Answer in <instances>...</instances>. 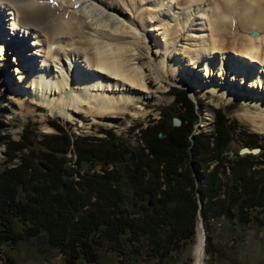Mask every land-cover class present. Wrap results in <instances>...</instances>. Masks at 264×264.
Listing matches in <instances>:
<instances>
[{
    "label": "trees",
    "instance_id": "16d2710c",
    "mask_svg": "<svg viewBox=\"0 0 264 264\" xmlns=\"http://www.w3.org/2000/svg\"><path fill=\"white\" fill-rule=\"evenodd\" d=\"M172 90L176 115L166 125L162 113L156 124L141 131L143 146H129L111 132L105 139L73 140L55 122L51 124L61 134H43L41 140L28 133L19 140L0 136L7 162L19 156L16 164L0 169V246L19 242L16 231L22 224L26 236L39 235L65 253V264L79 259L97 264L104 248L135 264L142 247L163 264L179 241L191 242L196 236L198 202L204 203L200 215L208 255L213 254L210 223L232 218L241 227L256 220L262 224L258 215L264 213V170L254 168L248 154L226 161L232 134L220 110L215 111L214 146L201 133L191 146L188 135L197 120L196 104L186 90ZM174 118L180 119L179 127L172 125ZM254 143L245 144L254 149L258 146ZM68 152L75 153L78 171L69 166ZM210 158L217 161L212 171ZM97 165L102 173L91 171ZM201 167L207 185L196 189L193 172ZM227 168L230 180L221 192L220 176ZM129 191L135 202L126 200Z\"/></svg>",
    "mask_w": 264,
    "mask_h": 264
},
{
    "label": "bare ground",
    "instance_id": "6f19581e",
    "mask_svg": "<svg viewBox=\"0 0 264 264\" xmlns=\"http://www.w3.org/2000/svg\"><path fill=\"white\" fill-rule=\"evenodd\" d=\"M67 1L74 5L80 0ZM97 1L103 3L106 9L112 8L110 0ZM114 1L116 5L113 10L120 14L126 15L129 11L137 15L132 24L138 28H135L137 31L130 25L122 27L93 6L83 8L84 14L81 15L65 11L60 6L49 3V0H0V6L7 2L6 4L15 7V16L13 15L9 29L17 34L19 27L27 34H32L33 44L36 45L37 52L41 53L42 62L40 68L33 67L24 45H21L23 41L12 38L11 43H5L4 37L12 33H0L2 86H7L14 96L46 106L51 115L57 113V116L70 120L76 113L86 111L94 118H106L113 122L119 112H128L134 116L147 112L144 105L135 104L134 100L160 103L171 98V95H162L150 89L147 82L149 78H154L161 86L165 78L163 65L169 61L170 71L178 82L187 83L190 93L205 86L227 102L239 100L243 107L239 115L247 117L253 129L264 133V68L253 72L247 69L248 62L264 66V0H209L205 5L202 0H165L160 9L165 11L164 15L172 10L173 5L181 9H189L192 5L196 7L192 11L183 10L177 16L170 12L169 16L173 19L168 26L165 25L166 19L164 22L159 20V23H144L145 19L153 20L154 16L159 15V12L155 14L157 10H141L138 8L139 4H133L134 0ZM3 13L0 9L1 24L6 22ZM196 13L199 15L197 18L194 16ZM90 14L96 22L94 30L87 20V15ZM191 17L207 20L210 38L196 33L197 30L188 32L186 37L194 36L192 40L198 42L189 48L184 44H177L176 38ZM148 25L153 27L152 30L163 29L159 42L158 38L153 39L154 51L151 52L149 44L146 45L151 30L150 27L147 28ZM195 25L200 23L196 22ZM244 30L246 34L242 35ZM252 31H257V36L252 37ZM142 47L145 55H140L139 48ZM9 51H13V60L17 62L14 66L21 80L17 86L10 85L2 71V67L8 62L6 58ZM227 52L237 54L243 63H239V59L233 62V58H226L225 55L214 61L212 54ZM146 54H150L147 56H150V60L142 62V56L145 57ZM157 58L160 59L158 65L154 63ZM196 66L202 67L206 79L195 76L193 68ZM147 67L150 72L145 69ZM230 78L232 82L228 83ZM251 87L262 94L253 91L249 93L246 89ZM161 92L166 90L162 89ZM20 102L22 103L21 99ZM16 113L23 116L21 110L17 109ZM209 121L207 113L201 120V126L207 128ZM204 236L202 228H199L194 248L197 256L195 264H205Z\"/></svg>",
    "mask_w": 264,
    "mask_h": 264
},
{
    "label": "rangeland",
    "instance_id": "374dc122",
    "mask_svg": "<svg viewBox=\"0 0 264 264\" xmlns=\"http://www.w3.org/2000/svg\"><path fill=\"white\" fill-rule=\"evenodd\" d=\"M209 0H202V4H207ZM112 3V8L106 9L103 6V3L97 0H80L76 4L74 3H68L67 0H49V3L56 4L57 7L64 9L65 11L71 12L74 11L76 13H80L81 15L84 14L82 10L85 9V7L89 8H97L101 13H104L106 16L110 17L111 19L115 20L119 24L122 25V27H126V25H130L134 27V31H137L134 24L136 21V14L129 12L128 14H120L118 11L113 10L115 9V1L110 0ZM114 2V3H113ZM165 0H134L135 5H138V8L141 10L143 8H148L150 11L157 10L155 14H159L154 16L153 20L145 19V24H153V23H159L160 21L164 22L165 25H169L171 23V19H173L172 16H169V13L171 12V15H179L181 11H192L194 8H196L194 5L191 7L189 6V9H181L177 5H173V8L170 12H166V15H164L165 11L160 10L162 3L165 4ZM1 5L0 9L5 16V27L6 29L8 27L9 34L8 36H5V43H11L12 38H18L19 35L26 36V40L20 38L23 42L21 45H24V50L26 49V53H28V57L31 58L32 62L31 64L35 68H40L42 62L41 60V53L37 52L38 49H36V45L33 44V35L27 34L23 28H19L16 30L17 34H14V31L9 29L11 20L15 16V7H13L10 4ZM118 6V5H117ZM116 6V8H117ZM132 6V5H131ZM130 7V6H129ZM84 8V9H83ZM95 8V9H96ZM119 8V6H118ZM131 8V7H130ZM15 11V12H14ZM82 12V13H81ZM85 12V11H84ZM159 12V13H158ZM87 14V13H86ZM168 14V15H167ZM14 15V16H13ZM89 19L88 22L92 24V29L94 30V27H96V22L93 19V16L90 14L87 15ZM168 16V17H167ZM199 17V15L196 13L194 15ZM163 17V19H162ZM201 17V16H200ZM156 20V21H155ZM160 20V21H159ZM151 21V22H150ZM148 22V23H147ZM173 22V20H172ZM196 22H199L200 25H195ZM175 23V22H173ZM1 24V20H0ZM4 24V23H3ZM207 20L205 19H195L192 18L189 19L187 25L184 29L179 31L177 33V44L180 46H183V44L189 48H192L194 46L195 42L194 36L186 37V34L188 32H195L198 34H202L206 38H210L209 34V28L207 27ZM150 26L148 25L147 28ZM2 28V29H1ZM146 28V29H147ZM150 36L149 40L146 43L150 47L151 50L154 51V42L155 38H162L161 32L163 29L152 30L153 27H150ZM2 27V24L0 26V33H4V30ZM138 29V28H137ZM192 29V30H191ZM38 30V29H37ZM191 30V31H189ZM92 31V30H91ZM143 31V30H142ZM93 32V31H92ZM144 32V31H143ZM147 33V32H146ZM7 35V33L5 32ZM14 34V35H13ZM148 34V33H147ZM146 34V35H147ZM246 34L245 30L241 33ZM18 35V36H17ZM155 35V36H153ZM8 38V39H7ZM187 38V39H186ZM7 39V41H6ZM142 41H145L144 39ZM152 42V44H151ZM163 42V41H162ZM24 43V44H23ZM144 42H142V45ZM151 44V45H150ZM176 44V43H175ZM14 47V46H13ZM63 47H67L64 46ZM68 48V47H67ZM140 55H145V49L139 48ZM8 57L6 58L8 62L4 64L2 67V71L6 74V78L8 80V83L12 86H17L21 83V80L19 79V75L17 74V70H15L14 64L15 62L13 60L14 53L13 51H9ZM152 54V53H151ZM209 54V53H208ZM214 53L213 59L219 60L220 57L226 58H233V62L237 61L239 59L238 55H233V53ZM150 54H146V56L143 57V61L147 62L149 61V57H147ZM225 55V56H224ZM210 56V55H208ZM2 58V55L0 54V59ZM185 63L187 61H184ZM239 63H243L238 61ZM156 65L160 64V59H156L154 61ZM201 63V62H200ZM202 64V63H201ZM200 64V65H201ZM247 69H250L251 72L254 70H259V68H264V66L259 67V63H252ZM165 66V67H164ZM55 69V66H53ZM163 67L165 68L164 72V81L162 82V85L160 86V83L158 80H155L154 78H149L148 86L150 89L154 90L155 92L171 95V98L167 101H163L160 103H154L152 101H146L142 103V101L134 100V103L144 105V108L147 110L145 114L140 115H132L128 112L126 113H118V117L114 118V121L111 122L108 119H97L94 118L90 113L86 111H82L80 114L76 113L73 119L67 120L60 116H57V113L49 114V109L46 106L36 104L35 102H30L29 99H24L23 97L14 96V94L10 91V89L7 86H2L0 81V122L3 124L0 127V136L7 135L10 139L13 140H19L23 135L25 134H31L34 135L35 138L38 137L39 140H41V135H52L54 133L61 134L57 131L56 128L51 123H57L58 125L62 126L64 131L69 133L70 137L73 138V140H76L78 137H95L97 139H105L107 132H111L117 139H119L120 142H125L127 145H131L133 147L137 146H143V141L141 140V131H143L145 128L152 126L156 124V120L161 119L162 113L164 115L163 123L166 125H169L172 119V115L175 116L177 111H175L173 108H175L176 104H173L174 102V90H172V87L178 88L179 90H186L189 91V96L194 100L190 99L192 103L196 104V108H194V112L196 113L197 120L192 124L191 126V132L188 135V141L191 142V146L195 145V136H199L200 133L204 136H208L210 139L211 146H214V139L217 135L216 125L215 121H217L215 111L220 110L224 114L225 118L228 119L227 125L229 127V130L231 131V138L232 141L230 142L229 149L224 153L226 155V158L228 160H235L237 161L239 158L237 157V154H239V150L243 147H246V140L254 141L257 146V148L260 147V150L258 154H248L253 156V165L254 168L263 169L264 170V133L261 134V132L256 131L251 126V123H249V120L247 117L240 116L239 113L241 110H243L242 103L239 100H235L232 102H227L225 99L221 98L217 94H213L209 89H207L205 86H200L192 91L190 93V89L187 86V83H181L178 82L172 73L170 71L171 66L169 65V61H166L164 63ZM20 68V67H18ZM190 66L188 67V69ZM201 68V69H200ZM148 69V72H150L149 67L145 68ZM188 71V70H187ZM193 73H196V75L199 76L200 79H206L207 76H205V72L200 66H196L193 68ZM204 76V77H203ZM228 76H230L228 74ZM217 79V78H216ZM232 78L228 80V83H231ZM218 80V79H217ZM18 81V82H17ZM20 81V82H19ZM235 82V81H234ZM248 84V83H246ZM22 85V84H21ZM245 86V83L243 84ZM3 87V90H2ZM162 89H165L166 92H161ZM249 93H260L255 91V89L248 88ZM8 96L10 99H8ZM12 96V97H11ZM20 99L22 100V103L20 102ZM179 109H181L182 106H179ZM21 110L23 116L20 114H17L16 111ZM39 111V114H38ZM183 114V109L180 112ZM207 113L210 116L209 125L207 128L201 126V120L203 117L207 116ZM22 117V118H21ZM185 124H188L187 120H184ZM234 123V124H233ZM38 124V127H37ZM171 124V123H170ZM231 124V125H230ZM233 125V126H232ZM179 127V126H178ZM256 139V140H255ZM251 149V148H249ZM5 151V145H4V139H0V169L4 166H8L11 164H16L19 161V156L12 158L10 161L7 162L6 155L4 153ZM245 154V155H246ZM245 155L239 154V156L244 157ZM68 158V164L69 166H73L74 162L76 160V156L74 152H68L66 154ZM227 160V161H228ZM209 169L212 171L213 167L217 164V161L215 159L210 158L209 159ZM87 167V166H86ZM228 167V166H227ZM85 168V167H83ZM81 168L80 173L82 174L84 172V169ZM101 165H97L96 167H93L91 171H96L97 173H102ZM75 171H78V166L74 165ZM199 172L195 171L193 172L194 180L196 181L195 188H203L205 185H207V181L203 176V168ZM201 174V176H197V174ZM229 169L227 170V173L225 176L221 177V182L223 183V187L221 192H223L226 183H229L228 180H230L229 177ZM197 194V193H196ZM132 193L129 191V194H127L126 200L135 202L136 200L131 196ZM198 196H200L198 194ZM133 199H132V198ZM202 206L204 203H200ZM199 205V203H198ZM200 208V207H199ZM204 208V206H203ZM140 216L143 213V207H138ZM258 215V214H257ZM197 223H196V236L191 242L188 241H179L180 246L171 251L169 254V260H165L163 264H195L196 263V254H195V247L197 244V231L199 228H201L199 225L201 223V220L199 219V214L197 212ZM202 219V217H201ZM258 219L261 220L263 223H259L257 220L253 222L249 226L243 225L242 227L238 225V221L232 218L227 219L223 222H212L210 223V233L212 237V245H213V254L208 255L205 251V264H264V213L258 215ZM203 223L204 219H203ZM205 229V227H204ZM18 234L21 235V239L19 242L9 245L7 243L2 244L0 246V264H65V253H62L61 250L53 248L51 245H49L48 240H46L43 237L37 236H26L23 225L19 224L17 226ZM207 234V233H206ZM207 236V235H206ZM34 239V242H33ZM206 248V245H205ZM147 247L143 248L140 253V256L138 259H136L135 264H160L161 261H159L158 258H155L150 255L148 252H146ZM194 250V251H193ZM33 252V255H32ZM102 257L100 258V261L97 264H120L123 263L124 259L116 257V255L108 252L104 249L101 250ZM5 257H7L11 262H8ZM122 261V262H119ZM133 260L127 259L125 264H132ZM76 264H96V263H90L86 262L83 259H79Z\"/></svg>",
    "mask_w": 264,
    "mask_h": 264
},
{
    "label": "water",
    "instance_id": "95a60500",
    "mask_svg": "<svg viewBox=\"0 0 264 264\" xmlns=\"http://www.w3.org/2000/svg\"><path fill=\"white\" fill-rule=\"evenodd\" d=\"M250 34L252 35V37H255V36H257L258 32L257 31H252ZM180 124H181V121H180L179 118H174L172 120V125L174 127H178V126H180ZM160 136L163 137V135H160ZM259 150H260V148L249 149L246 146L245 148H242L239 153L241 155H245L246 153L256 155V154H258ZM198 203H199L198 207H200L199 210H198V214H199V219L201 220V223H200L199 226L202 228V232L206 236V232H205V229H204V226H203V219H201V215H200V211L203 209V206L200 204L201 202H198ZM205 236H204V239H205Z\"/></svg>",
    "mask_w": 264,
    "mask_h": 264
},
{
    "label": "flooded vegetation",
    "instance_id": "af4514ba",
    "mask_svg": "<svg viewBox=\"0 0 264 264\" xmlns=\"http://www.w3.org/2000/svg\"><path fill=\"white\" fill-rule=\"evenodd\" d=\"M260 148V147H259ZM241 150V149H240ZM240 150H239V152H240ZM240 154V153H239ZM228 160V158H226V161ZM234 160V159H233ZM228 161H232V160H228ZM227 169H229V168H227ZM229 171L231 172V169H229Z\"/></svg>",
    "mask_w": 264,
    "mask_h": 264
},
{
    "label": "built area",
    "instance_id": "2783aa9c",
    "mask_svg": "<svg viewBox=\"0 0 264 264\" xmlns=\"http://www.w3.org/2000/svg\"><path fill=\"white\" fill-rule=\"evenodd\" d=\"M197 176L199 177V174H197Z\"/></svg>",
    "mask_w": 264,
    "mask_h": 264
}]
</instances>
